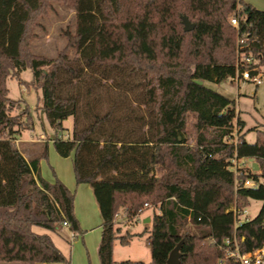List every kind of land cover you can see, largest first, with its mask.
<instances>
[{
  "label": "trees",
  "instance_id": "16d2710c",
  "mask_svg": "<svg viewBox=\"0 0 264 264\" xmlns=\"http://www.w3.org/2000/svg\"><path fill=\"white\" fill-rule=\"evenodd\" d=\"M54 2L73 7L74 31H64L56 57L36 55L33 28ZM183 15L192 29H184ZM240 54L264 67V9L246 0H0V261L70 264L51 235L33 227L59 231L67 222L81 232L73 191L40 173L46 148L27 159L14 142L27 127L10 113L9 77L41 90L55 149L73 154L76 182L92 187L101 264H117L116 240L127 245L142 234L121 233L117 211L132 219L146 203L158 208L148 236L152 264H165L178 243L180 264H217L234 236L242 252L262 247L264 130L248 142L235 99L203 82L240 78ZM27 68L32 78L22 80ZM190 115L193 145L185 137ZM248 157L258 169L235 175L232 159ZM249 198L261 208L235 227L231 208Z\"/></svg>",
  "mask_w": 264,
  "mask_h": 264
},
{
  "label": "rangeland",
  "instance_id": "374dc122",
  "mask_svg": "<svg viewBox=\"0 0 264 264\" xmlns=\"http://www.w3.org/2000/svg\"><path fill=\"white\" fill-rule=\"evenodd\" d=\"M256 2L255 5L258 6L260 4L258 2L261 1L258 0ZM262 2H264V0H262ZM258 8L264 9V5H259ZM74 28L75 11L73 7L71 5L54 2L53 8L50 9L46 15L42 16L39 19V24L35 25L33 28L29 49L36 55L56 57L58 52L66 45L67 40L64 31L70 29L73 32ZM261 69H264V67L262 66ZM32 75V70L27 68L21 72V79L30 80ZM203 82L207 86L235 99L237 115L243 122V132H246L245 138L248 142H254L257 137L256 128L264 130V78L263 83L259 85L243 78L237 79V77L234 79L229 78L220 83L208 80ZM7 86L9 88L8 96L11 99L10 113L12 115H17L20 120L24 121L27 127L19 126V128H22L24 131L22 137L28 139V141L21 143L19 149L24 152L26 156L30 157L40 154L46 148V157L40 158V173L42 177L50 182L58 178L64 183V180H66V182L72 184L70 188L65 183L73 191L77 199L78 212L81 214L84 221L82 222L76 215L80 222L81 232L75 233L72 230L70 232V228L67 227L64 231L54 233L56 240L62 242L64 245L67 252L66 257L70 260V264H101L98 256V246L101 240L102 229L97 227L102 222L100 211L96 212V218L93 216L86 217L88 199L83 196L81 192H79L77 196L75 195V189L78 183L75 179L73 154L62 156L55 149L52 141L55 135V128L50 125L44 111L40 107L42 105L41 90L26 81L21 84L16 77H9L7 79ZM62 124L65 129L61 130L60 134L66 137L71 133L73 125L72 116L64 119ZM235 128L237 130L238 126ZM197 133L195 119L190 115L185 134L189 144L193 145L195 143ZM235 138H237V135ZM14 142L18 145L17 138ZM24 146H26V148ZM245 159L246 161L243 169H247L252 163V158L248 157ZM234 169L236 168L234 167ZM160 172L161 170L157 166L156 173L159 174ZM260 180L264 183V178ZM92 195L94 200V194ZM94 201H96V199ZM261 205V200L249 198V204L242 207L246 212L242 214L241 219L254 217L261 208ZM117 213L118 215H116L115 220L117 226L121 225L119 226L121 233L139 230L142 234L132 238L129 246H124L120 242H116L115 262L118 264L121 260L130 259V257L135 256L143 261L142 264H151V245L148 238L149 231L146 229L148 223H145L141 217L139 220H134L135 217L127 219L122 209H119ZM87 218H89L88 221L86 220ZM0 264L29 263L22 261H0ZM217 264L222 263L218 261Z\"/></svg>",
  "mask_w": 264,
  "mask_h": 264
},
{
  "label": "built area",
  "instance_id": "2783aa9c",
  "mask_svg": "<svg viewBox=\"0 0 264 264\" xmlns=\"http://www.w3.org/2000/svg\"><path fill=\"white\" fill-rule=\"evenodd\" d=\"M231 23L233 25H237L238 21L235 15L231 16ZM236 65H237V70L239 71L240 74V78L250 80L254 82L256 85L263 83L264 69H261L262 66L259 65L251 55H244V54L238 55ZM237 79H239L238 76ZM245 161H246L245 158H242L240 160L237 158L232 159L233 162L232 167L233 169L234 167L236 168L234 169L235 175H238L239 173L242 172L241 169L244 168ZM236 183H237V179H236ZM244 184L253 186L255 185V182L250 179H246L244 181ZM147 206L148 205L146 203L144 207L140 208L138 210V214L136 215V217L139 216L143 212L144 208H146ZM231 209L234 213L235 227H236V225H238L242 220H244L241 219V216L244 212H246V210L238 208L235 205L232 206ZM116 215H118V213H116ZM63 225L68 226V223L64 222ZM226 243L231 244V247H228L226 249L225 255L219 259V263L226 264V261L233 260L236 262V264H264V245L253 251L242 252L239 248V244L237 242L236 236H234L233 241L226 239Z\"/></svg>",
  "mask_w": 264,
  "mask_h": 264
},
{
  "label": "crops",
  "instance_id": "0c3cea01",
  "mask_svg": "<svg viewBox=\"0 0 264 264\" xmlns=\"http://www.w3.org/2000/svg\"><path fill=\"white\" fill-rule=\"evenodd\" d=\"M246 1H248V2H251V3H253L254 5H255V3H257L256 1H258V0H246ZM259 1H261V2H258V3H260L259 5H264V4H261V3H264V2H262V0H259ZM258 5V4H257ZM258 5V6H259ZM256 6V5H255ZM258 6H256V7H258ZM261 7V6H260ZM228 80V79H227ZM223 91V90H222ZM227 95V94H226ZM23 133H24V131L23 130H21V132H20V134H18V136H17V141H18V147L20 148V145H21V143L22 142H24V141H28V139H25L24 137H22V135H23ZM32 140H34V139H32ZM43 140V139H42ZM25 148H26V146H24ZM23 153V155L27 158V159H30L31 157H33V156H30V157H28V156H26L25 155V153L24 152H22ZM253 163H254V161L252 160V165H253ZM65 181V183L71 188L72 186H70V185H72V184H70V182H66V180H64ZM79 192H81L82 194H83V196H85V197H87V199H88V207H87V215H86V217H89V216H93V217H95L96 218V212H99V207H98V204H97V202L96 201H94L93 200V191H92V187H91V185L90 184H88V183H78L77 185H76V189H75V195L77 196V194L79 193ZM74 209H75V213H76V215L80 218V220L82 221V222H84L83 221V218H82V216H81V214H79V210H78V208H77V199H76V197L74 198ZM156 210H158V208H154V207H146V208H144V210H143V212L139 215V216H137V217H135V219L134 220H139L140 219V217L143 219V221L145 222V223H148V227H146V229H148V231L150 230V228H151V224H152V216H153V214H154V212L156 211ZM148 211V212H147ZM83 212V211H82ZM91 214V215H90ZM149 218V221L148 220H146V219H148ZM87 221L89 220V218H87L86 219ZM101 224V223H100ZM98 225L97 227H100L101 228V225ZM119 226H121V225H119ZM67 227H69V226H63V228L62 229H60L59 231H51V230H48V229H45V228H38V226H34L33 227V229L35 230V231H37V232H40V233H42V232H47V233H49L50 235H51V237H52V239H53V241H54V243L56 244V246L65 254V256H67V252H66V249H65V247H64V245L62 244V242H58L57 240H56V238H55V236H54V233L56 232V233H58V232H61V231H64V230H66V228ZM70 232H71V230H70ZM128 233H133V234H135V233H141L139 230H137V231H134V232H129L128 231ZM69 235V234H68ZM68 235H67V237H68ZM141 235V234H140ZM138 235H135V236H133L132 238H134V237H137ZM149 236V235H148ZM132 241V240H131ZM131 241L129 242V244H127V245H124V246H129L130 245V243H131ZM116 242H119V240H116L115 241V243H114V248H113V258H114V260H116V258H115V250H116ZM130 259L131 260H133V261H135V263H133V264H142V260L141 259H139V258H137V257H135V256H133V257H130ZM150 263H151V259H150ZM53 264H55V263H53ZM152 264V263H151Z\"/></svg>",
  "mask_w": 264,
  "mask_h": 264
},
{
  "label": "water",
  "instance_id": "95a60500",
  "mask_svg": "<svg viewBox=\"0 0 264 264\" xmlns=\"http://www.w3.org/2000/svg\"><path fill=\"white\" fill-rule=\"evenodd\" d=\"M182 21H183L185 30H190L193 28L194 25L189 21V19L185 15L182 16ZM253 169L254 170L258 169L256 162L253 163ZM146 220L149 221V218ZM180 246H181V243H178L170 251L169 256H168L165 264H180Z\"/></svg>",
  "mask_w": 264,
  "mask_h": 264
}]
</instances>
